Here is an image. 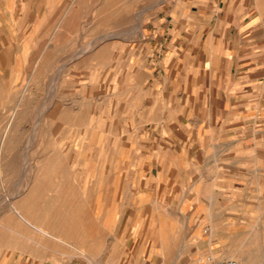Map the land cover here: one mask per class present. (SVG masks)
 <instances>
[{"label":"crops","instance_id":"0c3cea01","mask_svg":"<svg viewBox=\"0 0 264 264\" xmlns=\"http://www.w3.org/2000/svg\"><path fill=\"white\" fill-rule=\"evenodd\" d=\"M202 1L163 7L127 39L90 24L89 0H2L28 47L19 61L50 62L60 163L33 199L56 244L21 264H182L188 237L230 235L264 201L263 20L250 0Z\"/></svg>","mask_w":264,"mask_h":264},{"label":"rangeland","instance_id":"374dc122","mask_svg":"<svg viewBox=\"0 0 264 264\" xmlns=\"http://www.w3.org/2000/svg\"><path fill=\"white\" fill-rule=\"evenodd\" d=\"M264 24V0H250ZM89 5V6H88ZM83 6L88 12L90 24L97 19L104 22L106 38L120 36L132 38L145 31L138 27L157 18L163 7L171 9L184 7L198 10L204 6L202 0H89ZM2 0H0V264H21L34 256H49L56 241L42 237L41 225L33 221V199L35 183L50 182L53 168L58 166L55 157L57 143L52 139L49 125L50 103L48 81L45 75L50 62L33 63L27 58L28 47L18 44L17 32L4 26L1 21ZM264 28V25H263ZM24 65L26 66L24 68ZM37 78H30V75ZM42 88V90H41ZM47 89V91H45ZM45 206H38L49 217L51 209L50 192L46 191ZM257 201V200H256ZM249 220L235 221L233 231L227 235L199 240L186 239V253L182 264H197L208 255L234 257L241 264H264V201L249 205ZM29 214V215H28ZM20 215H24L27 221ZM30 216V217H29ZM224 227V226H223ZM223 229L219 226L218 228ZM48 230V229H47ZM44 233V232H43ZM211 233V232H210ZM207 235V234H205ZM115 242L118 239H114ZM110 239L108 243L110 246ZM115 242L109 249L115 253L108 255L111 261L120 263L121 252ZM115 243V244H114ZM201 244L218 245L222 250L194 253ZM63 245V244H62ZM117 251V252H116ZM119 252V253H118Z\"/></svg>","mask_w":264,"mask_h":264},{"label":"built area","instance_id":"2783aa9c","mask_svg":"<svg viewBox=\"0 0 264 264\" xmlns=\"http://www.w3.org/2000/svg\"><path fill=\"white\" fill-rule=\"evenodd\" d=\"M197 264H241L239 259L234 257H217L214 254L208 255Z\"/></svg>","mask_w":264,"mask_h":264},{"label":"bare ground","instance_id":"6f19581e","mask_svg":"<svg viewBox=\"0 0 264 264\" xmlns=\"http://www.w3.org/2000/svg\"><path fill=\"white\" fill-rule=\"evenodd\" d=\"M43 231H44V230H43ZM43 231H42V232H43ZM46 231H47V230H46ZM47 234H48V233H47ZM49 234H50V233H49ZM172 234H173V233H172ZM173 235H174V234H173ZM171 236H172V235H170V234H169V235L167 234V235L165 236V243H166V244L169 243V240H170V242H171V241H173V240L175 239V238L173 239ZM48 237H49V236H48ZM172 239H173V240H172ZM166 244H165V245H166ZM246 264H247V263H246Z\"/></svg>","mask_w":264,"mask_h":264}]
</instances>
